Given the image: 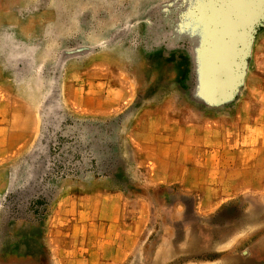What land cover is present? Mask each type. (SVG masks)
<instances>
[{
	"label": "rangeland",
	"instance_id": "obj_1",
	"mask_svg": "<svg viewBox=\"0 0 264 264\" xmlns=\"http://www.w3.org/2000/svg\"><path fill=\"white\" fill-rule=\"evenodd\" d=\"M251 26L264 0H0V264H58L56 203L95 180L153 197L148 264L178 201L186 218L160 264H264V195L202 218L176 188L140 186L132 139L157 102L230 106L216 73L242 82Z\"/></svg>",
	"mask_w": 264,
	"mask_h": 264
},
{
	"label": "crops",
	"instance_id": "obj_2",
	"mask_svg": "<svg viewBox=\"0 0 264 264\" xmlns=\"http://www.w3.org/2000/svg\"><path fill=\"white\" fill-rule=\"evenodd\" d=\"M256 34L230 106L222 100L217 108L197 111L173 102L168 113L157 102L155 115L145 119L150 125L132 134L146 155L140 167L130 169L145 173L140 186L176 188L194 198V210L202 218L264 195V26ZM224 88L233 85L220 83L219 91ZM186 212L184 201L174 204L152 264L175 252L176 224L185 221ZM54 216L65 239L54 241L58 264H148L144 244L154 232L156 216L151 195L127 196L112 181L95 180L61 195Z\"/></svg>",
	"mask_w": 264,
	"mask_h": 264
},
{
	"label": "water",
	"instance_id": "obj_3",
	"mask_svg": "<svg viewBox=\"0 0 264 264\" xmlns=\"http://www.w3.org/2000/svg\"><path fill=\"white\" fill-rule=\"evenodd\" d=\"M252 22V21H251ZM261 23V22H260ZM260 23H258V24H260ZM232 26L230 25V27L229 28H231ZM257 31H256V27H252L251 26V30L249 31V32H246V34H247V36H249V43H248V49L250 50V46H251V43H252V41H253V39H254V36H255V33H256ZM238 36V35H237ZM249 50L248 51H243V48H241V49H237V51H238V54H237V57L236 58H234V61H235V68H238V69H243V72H244V68H245V65H246V61H247V57H248V54H249ZM234 67L233 68H230V72H235V69ZM232 72V73H233ZM231 74V73H230ZM216 75H218L217 76V84L216 85H214V88H215V86H216V89H214L216 92H218L219 91V84L220 83H223V84H225V85H228V86H230L231 84H228V83H225V81L226 80H228L229 78H230V75H229V73L228 72H225V73H223V72H217L216 73ZM242 76H243V74H242ZM226 80H225V79ZM220 82V83H219ZM227 82V81H226ZM232 87V86H231ZM227 88H224V91H228V90H226ZM232 89H234V85H233V88ZM220 92V91H219ZM223 92V91H222ZM222 101V99H220L219 100V103Z\"/></svg>",
	"mask_w": 264,
	"mask_h": 264
},
{
	"label": "bare ground",
	"instance_id": "obj_4",
	"mask_svg": "<svg viewBox=\"0 0 264 264\" xmlns=\"http://www.w3.org/2000/svg\"><path fill=\"white\" fill-rule=\"evenodd\" d=\"M224 264H233V261L226 260V261H224ZM237 264H242V263L241 262H238Z\"/></svg>",
	"mask_w": 264,
	"mask_h": 264
}]
</instances>
